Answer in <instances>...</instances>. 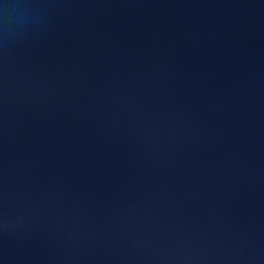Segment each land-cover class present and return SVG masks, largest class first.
<instances>
[{
	"label": "water",
	"instance_id": "95a60500",
	"mask_svg": "<svg viewBox=\"0 0 264 264\" xmlns=\"http://www.w3.org/2000/svg\"><path fill=\"white\" fill-rule=\"evenodd\" d=\"M0 264H264V0H0Z\"/></svg>",
	"mask_w": 264,
	"mask_h": 264
}]
</instances>
